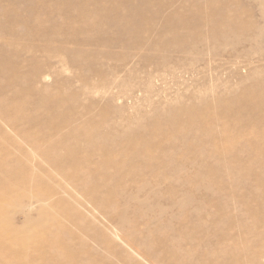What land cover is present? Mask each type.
Masks as SVG:
<instances>
[{"label":"bare ground","instance_id":"6f19581e","mask_svg":"<svg viewBox=\"0 0 264 264\" xmlns=\"http://www.w3.org/2000/svg\"><path fill=\"white\" fill-rule=\"evenodd\" d=\"M233 1L217 9L225 0H0V184L7 194L0 215L7 208L10 218L0 230V258L264 264V58L240 76L241 88L210 83L164 111L155 127L166 131L165 145L144 135L141 123L121 127L120 118H109L118 109L93 99L109 94L120 73L128 75L124 87H149L159 58L165 66L176 58L182 71L188 55L198 62L239 44L246 54L263 53L264 0ZM150 6L158 10L147 12ZM68 70L73 76L62 78ZM69 86L77 90L55 98ZM207 119L216 127L203 131ZM33 152L55 173L43 177ZM143 165L169 172L141 178ZM75 168L72 187H50ZM189 169L193 180L182 175ZM27 184L37 188L39 216L46 202L70 210L74 222L63 240L52 238L55 222L41 229L29 220V205L20 209L21 223L14 220L12 195L33 198L21 191ZM41 238L44 246H29Z\"/></svg>","mask_w":264,"mask_h":264},{"label":"rangeland","instance_id":"374dc122","mask_svg":"<svg viewBox=\"0 0 264 264\" xmlns=\"http://www.w3.org/2000/svg\"><path fill=\"white\" fill-rule=\"evenodd\" d=\"M219 1V0H217ZM229 1V0H228ZM225 0L224 4L220 2H223V0L220 2H216L215 4L219 5L217 6V9H223L225 8V3H230L231 5L235 3V1L231 0L228 2ZM241 1V0H240ZM181 8H185L186 11L190 12L191 5L188 4V2H182ZM226 5L229 7V5ZM138 2L134 1L132 6H138ZM222 5V6H221ZM224 5V6H223ZM235 5V4H234ZM215 7V5H214ZM213 7V8H214ZM235 7V6H233ZM158 10L155 7H151L147 9V12H156ZM245 10V9H241ZM244 12V11H243ZM245 14V13H244ZM241 13L242 22L244 23L247 20V17ZM55 17H57L55 13ZM244 17V18H243ZM55 20H57L55 18ZM249 22H253L256 24L257 22V16L254 18H249ZM61 21V20H60ZM59 21V22H60ZM195 29V28H194ZM197 29V28H196ZM195 29V31H196ZM246 45L245 44H239L231 48H226V50H223L220 52L219 56L211 57L204 55L202 59L198 62H195V56L188 55L186 58L187 63H185L186 67L183 68L184 70H179L177 66L180 63L177 61L176 58H174L172 61H167V64H162V60L159 58L157 62L156 68L154 67L152 69V80L149 87H147L145 84H138L136 86H125L123 84V81L127 78L128 75L120 73L118 75V78L116 79L117 83H115L114 86L111 88V92L107 95L106 94H97L94 96V101L101 103L103 106H115L116 109H118L116 112L112 111L109 118L110 119H121V127L126 128L127 125L132 126H139V123H141L140 129L142 130V133L146 135L148 138H159V142L163 143L165 145L167 142L164 137V133L166 132L163 130H158L157 127H155V124H162L166 116L164 111H167V109H170L171 107H179L182 104H187L191 101L192 96L196 93L205 88L208 84L214 83L217 86V89L219 91L226 90L228 88L239 89L241 88L242 81L240 76H245L246 70L250 67H253L255 65L262 64V57L261 55H264V52H257V53H251L246 54L244 53L246 51ZM243 50H242V49ZM254 52V51H253ZM162 56V55H160ZM167 56V55H166ZM185 59V56L183 57ZM182 58V59H183ZM261 60V63L257 62ZM171 64V67L169 66V63ZM173 67V68H172ZM191 68V69H189ZM177 69V70H175ZM177 71V72H176ZM181 71V74L180 72ZM191 71V72H190ZM175 72V73H174ZM177 73V74H176ZM190 73V75H189ZM181 77V78H178ZM188 75V76H187ZM73 76V72L70 70L63 71L62 78H70ZM141 78H143V74H140ZM183 76V77H182ZM187 77V78H186ZM178 78V79H177ZM240 78V79H239ZM239 79V80H238ZM185 80V81H184ZM210 81V82H209ZM239 83V84H237ZM238 85V86H237ZM240 85V86H239ZM239 87V88H238ZM67 88V89H66ZM61 87L60 90H55V98L56 97H66L70 93H73L77 90L76 87L72 88V86L69 87ZM70 88V89H69ZM76 89V90H74ZM200 94H202V91H200ZM190 97V98H189ZM179 100V104H177L176 101ZM18 101H15L17 103ZM200 105H203V103H199ZM159 109V112L156 111V109ZM41 111V110H40ZM42 114L41 112H37ZM212 114H210L211 116ZM186 117H189V115L186 113ZM203 131L207 130H213V128L216 127V121L214 119H207L202 120L200 122ZM121 129V128H120ZM200 138L205 140H209V137L206 136L204 133H200ZM169 143V142H168ZM36 153V154H35ZM34 158L36 159L35 164L41 165L42 170L40 171L43 175H52L55 173L54 167L47 163L41 155L37 152H33ZM37 156V157H36ZM38 160H40L42 163H40ZM45 162V163H44ZM117 166L120 165V161L117 162ZM146 164V163H145ZM1 166V164H0ZM30 166H32V163H30ZM144 166V165H143ZM147 166V165H146ZM146 166L142 167V171L138 172L140 177H149V179H154V176L157 174L165 175L167 172H169L166 169H160V170H154L150 172V168H147ZM146 167V169H144ZM117 170H122L123 168H116ZM15 171L18 176L22 174V169L19 167L12 168V171ZM78 169H70V172L68 174L71 175H62L61 177L53 178L51 181V188H58L59 186L68 185L70 187L71 184H74L75 178L73 177L78 172ZM112 169H108V172H111ZM103 173V171H101ZM182 175H186L189 180H193L195 177V173L193 170L189 169L186 171V174L183 172ZM101 176V174H100ZM139 177V178H140ZM184 178V179H185ZM102 178H99L98 180H101ZM129 180V179H126ZM10 183H13L11 181ZM17 185V183H16ZM22 193L26 194L28 197H33L31 200L28 198H22L19 195L15 196V194L12 195L13 202H11L9 209L15 212L14 220L16 222L22 221V215L20 212L21 207L23 205L28 206L29 205V215L28 218L31 222L38 224L39 228L45 229L49 226H53L55 222V231L54 236L52 238H59L63 240L64 233L67 232V228L71 227L73 224V219L70 216V210H66L67 212L63 213L61 211L62 206L58 203H50L46 202L42 216H39V207L37 205V198H35V194L37 193V188L34 185H23L21 187ZM5 190L2 184H0V200L3 199L5 196L7 197V194H5ZM119 202V201H118ZM164 201H162L163 203ZM5 210L0 215V230H3V228L7 225L6 222L8 221L9 214H6L8 209L4 208ZM45 213L46 216H45ZM51 215H54L51 217ZM56 223H59L62 225L60 228L59 226H56ZM31 230V228H28ZM46 237V236H45ZM50 239V236H47V241ZM34 242V241H33ZM33 242L29 241V246L33 247H39L41 248L46 244L45 239H42L37 241L36 244H32ZM65 253V252H64ZM66 254V253H65ZM13 256V257H12ZM18 259L15 258V252L12 253V255H8L7 258H0V264H12L16 263L18 264ZM3 260H5L3 262ZM14 260V261H13ZM27 264H46L43 262H32L29 261ZM52 264H55V260Z\"/></svg>","mask_w":264,"mask_h":264}]
</instances>
